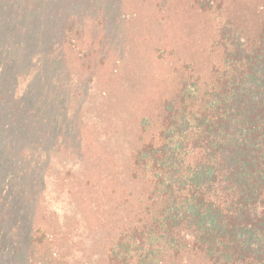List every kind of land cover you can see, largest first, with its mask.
Instances as JSON below:
<instances>
[{
  "label": "trees",
  "instance_id": "1",
  "mask_svg": "<svg viewBox=\"0 0 264 264\" xmlns=\"http://www.w3.org/2000/svg\"><path fill=\"white\" fill-rule=\"evenodd\" d=\"M64 2L0 0V264H14L4 251L10 257L11 248L28 246L34 262L26 264H57L43 225L23 238L14 228L30 213L23 194L30 199L43 185L38 149L62 128L48 92L70 84L55 50L66 43L82 64L92 55L80 48L75 15L60 20ZM157 7L168 16L162 21L178 22L169 16L180 13L200 28L191 45L155 49L165 71L136 117L127 171L140 196L107 233L99 264H179L187 255L205 264H264V0H158ZM18 73L31 77L21 105L34 120L9 97Z\"/></svg>",
  "mask_w": 264,
  "mask_h": 264
},
{
  "label": "rangeland",
  "instance_id": "2",
  "mask_svg": "<svg viewBox=\"0 0 264 264\" xmlns=\"http://www.w3.org/2000/svg\"><path fill=\"white\" fill-rule=\"evenodd\" d=\"M68 1L62 0L67 7L60 20L75 15L81 25L80 48L84 56L92 55L82 64L66 43L55 50L63 55L61 66L70 84L63 93L58 94L59 88L48 92L54 106L50 116L62 128L48 149H38L35 167L43 169V185L35 192L32 189L30 199L29 191L23 194L30 213L16 221L14 230H19L15 236L23 238L34 224L43 225L45 250L54 263L99 264L107 233L117 217L135 205V193L140 196L127 171L137 145L136 117L154 100L165 71L155 49L165 43L193 44L200 22L180 13L179 18L169 16L181 18L178 22L162 21L168 16L159 13L158 0ZM16 77L9 97L25 111L26 121L34 120V114L21 105L32 86L31 77L24 73ZM27 129L24 123L22 131ZM17 150L25 152L26 145ZM11 252L10 257L6 251L4 255L14 264L34 262L32 247L11 248ZM179 264L205 263L187 255Z\"/></svg>",
  "mask_w": 264,
  "mask_h": 264
}]
</instances>
